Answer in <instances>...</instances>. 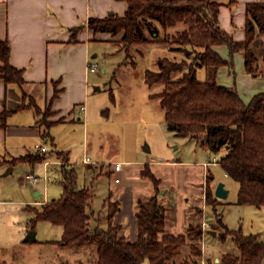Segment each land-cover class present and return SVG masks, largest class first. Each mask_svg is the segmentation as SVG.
Returning a JSON list of instances; mask_svg holds the SVG:
<instances>
[{"label": "crops", "instance_id": "obj_1", "mask_svg": "<svg viewBox=\"0 0 264 264\" xmlns=\"http://www.w3.org/2000/svg\"><path fill=\"white\" fill-rule=\"evenodd\" d=\"M219 1L222 4L219 12L221 28L235 41H245L247 7L253 3H264V0ZM127 10L128 2L126 0H0V41H9L10 64L23 71L25 81L20 87L14 83L7 84L0 77V264H15V253L23 252L24 254L28 251H38L47 245L60 250L69 249L59 243L64 233L62 226L47 221L59 228L54 231V237L37 239L39 231L37 233L35 228L40 221H34L37 213L41 212L44 205L50 202L46 198L42 200L41 197L44 188L49 186L51 178L46 176L47 180H44L39 175L43 174L45 168L46 174L47 172L49 174L50 166L58 167L55 171L57 174L59 173L63 193L62 167L65 164L76 170L78 186L88 188L92 194L89 210L92 228L100 226L106 229L109 222L102 218L108 212L109 202H118L119 209L111 219L112 225L120 227L119 235L124 240L138 241L137 212L139 202L149 201L155 191V185L151 178L143 174L145 171H149L160 181L159 201L166 212L165 234H186L190 224L208 222L210 228L204 231L201 240L202 254L194 258L190 249L191 242L188 240L187 244L174 256L173 264H182L185 258H192L197 264H212L209 257L211 255L206 254L209 236L219 243V245H216L217 242L214 243L216 248H219L220 245L222 247L213 255L216 264H219L221 258L226 254L235 257L241 256V250L231 236L227 237L225 241L220 238L225 230L217 221L214 207L206 201L209 177L214 197L219 203L216 209L221 213L222 224L229 230L241 228L245 235H256L264 243V228L257 232H246L243 224L239 228L231 229L225 222L224 212L233 205H240L238 204L240 186L237 183L238 191L235 200H228L231 191L226 184L224 185L228 190L227 198L220 199L215 195L219 180L213 176L211 167L216 165L222 167L220 160L217 161L216 157L202 159L204 157L201 158L199 152H196V161L168 157L161 161L144 158L133 162L134 164L130 161H125L127 163L123 164L122 161L110 162L95 159L88 155L89 149H86L79 160L72 158L71 152L68 150L70 144H61L59 141V144L62 145L60 146L56 142L59 138L56 132V140L51 136L52 128L54 131V128L57 129L60 125L74 123L76 116L85 117L86 123L90 121L91 81L94 78L90 76L89 67L98 65L97 58L100 55V50L96 42L109 43L112 47L117 48L116 52L119 53L125 50L121 43L122 32L119 34L96 33L88 27L89 20L91 18L105 19L112 15L123 17ZM160 31L163 36L161 27ZM146 33V36L149 37V32ZM148 44L161 45L162 43L150 42ZM251 47L258 59V76H253L245 71V58L242 52L231 56L228 46L214 47V50L223 59L232 63V65L219 67L217 82L220 85L236 89L246 104H249L256 95L264 93V35L256 37ZM172 52L174 54L172 57H162V59L181 60L184 57L180 58L181 52ZM160 60L161 58L156 60L154 71L159 69ZM1 66H3V62L0 59ZM202 69L204 76H207V69L205 67ZM105 72L106 70H103V73ZM235 76H239L237 81ZM100 89V87H94L95 92ZM56 91H58V95L53 98ZM152 96L154 95L150 97ZM30 99H33L39 108L50 107L51 109L52 115L48 120L54 124L50 127L49 135L46 137L43 135L45 126L41 122L42 117L36 114L33 107L26 106L30 103ZM82 105L86 106L85 111L80 110ZM7 111L10 113L6 114ZM49 143L52 144L50 151ZM41 145L46 146L47 151H40L38 146ZM198 145L202 151L206 150L215 155L207 146L200 142ZM38 153L44 156L42 162L31 164L28 161L20 160ZM87 157L91 158L93 163L84 162ZM39 165L42 166V169H38ZM80 166L85 168L82 169ZM117 166L120 168L118 169ZM17 169L19 174H23V180L14 179L15 183L11 184L12 180L9 177ZM82 170L86 178L84 182L80 181ZM223 171L225 176L230 177L224 169ZM31 173L37 174L36 176L41 178L40 181L36 183L28 181L26 176ZM105 174L110 176L109 190L102 201L101 208L96 211L93 209V202L97 195L98 185ZM87 177L91 178L89 185ZM40 182L43 183L42 188L29 186V184L37 185ZM48 190L49 187L46 192ZM240 206L245 209L253 207L260 214L259 216H264V206L261 208L250 205ZM209 209H211L215 221L208 220ZM30 231L35 232L33 241L27 239ZM229 238L234 244H229L227 248H224L222 245H226ZM89 247L92 246L82 247L83 253L75 254L74 264L85 262L83 257H86ZM91 253L95 255V258L96 249L92 247ZM44 257L46 264H69V260L60 255L54 256L53 262L51 255L48 258ZM147 262L149 263V261ZM262 264H264V260Z\"/></svg>", "mask_w": 264, "mask_h": 264}, {"label": "trees", "instance_id": "obj_2", "mask_svg": "<svg viewBox=\"0 0 264 264\" xmlns=\"http://www.w3.org/2000/svg\"><path fill=\"white\" fill-rule=\"evenodd\" d=\"M125 16H109L105 19L91 18L88 27L97 32L123 33L121 43L127 54L135 45L150 42L162 43L171 51L181 52V60L164 58L159 69L147 70L145 82L149 86L161 84L162 92L153 96L160 99L165 111V120L170 131L178 136L191 138L207 146L213 153L225 150L220 163L225 172L240 186L238 204L261 208L264 206V93L256 95L249 104L238 91L217 82V70L232 65L223 59L215 46H228L231 56L242 52L245 71L258 76V59L251 45L259 35H264V3L247 7L246 40L235 41L219 23L222 6L219 0H126ZM163 30V36L160 31ZM149 32L151 38L146 36ZM11 47L8 40L0 41V77L7 84L25 83L23 71L10 64ZM207 69L208 79L199 81L198 69ZM176 76V77H175ZM58 91L53 98H56ZM26 106L33 107L45 126L44 137L54 124L48 119L50 107L41 112L36 102L30 99ZM6 114L10 111L5 112ZM43 154L22 158L31 164L42 162ZM63 193L44 205L35 218L64 228L61 245L80 249L92 246L96 257L81 264H173L179 250L191 242L192 254H202V224H190L182 235L165 234L166 212L160 204V181L149 171L143 172L155 185L153 196L147 202H139L137 242L124 240L120 227L111 219L119 209L118 202H109L108 212L102 220L109 222L106 229L90 225L92 194L88 188H80L77 172L63 165ZM208 179L206 201L214 207L218 223L225 232L220 236L225 241L231 236L241 250V256L226 254L219 264H262L264 243L256 235H245L242 229L229 230L222 224L221 213L216 209ZM182 264H197L185 258Z\"/></svg>", "mask_w": 264, "mask_h": 264}, {"label": "rangeland", "instance_id": "obj_3", "mask_svg": "<svg viewBox=\"0 0 264 264\" xmlns=\"http://www.w3.org/2000/svg\"><path fill=\"white\" fill-rule=\"evenodd\" d=\"M148 35L151 38L150 33ZM96 44L100 50V55L97 58L99 65L97 70L94 73H90V76L94 78L91 81L92 104L90 121L87 124L84 121L85 117L76 116L74 123H68L65 126L60 125L59 128H54V131L52 128L51 136L55 140V132L59 136L58 140H56L58 145L62 146L61 144L63 143L65 145L70 144L71 146L68 150L71 152L72 158H78L79 160L86 149H89L88 155L95 159L98 158L110 162L122 161L123 164L127 163L125 161L133 163L144 158L161 161L168 157L196 161V152H199L201 158L204 157L202 159L216 157L217 161L220 160L225 154V150L212 155L206 150L202 151L198 147L199 145L196 140L178 136L175 132L170 131L165 120V111L160 106V99L153 98V96L150 97L162 92L164 86L161 84L153 86L146 84L145 72L147 69L155 70L156 60L159 58L162 59V57H172L174 55L168 46L164 44H138L135 45L132 53L127 54L125 50L121 53L116 52L117 48L112 47L109 43L96 42ZM180 55V58H182V53ZM103 70H106V72L103 73ZM202 70V68L198 69L197 77L200 81H206L208 74L204 76ZM235 77L237 81L239 76ZM94 87H100L101 89L95 92ZM41 112L44 113L45 108H41ZM59 141L61 144H59ZM147 147L149 148L148 152L146 150ZM48 148L49 151L52 150L51 143H49ZM81 167L83 169L84 166ZM39 168L42 169V166L39 165ZM56 168L58 167L50 166L49 174L48 172L46 174L45 168L43 174L39 175L42 178L45 176L51 178L49 186H46L47 188L49 187V190L46 192L47 188H44L42 200L46 198L52 201L59 199L62 195L61 179L59 173L57 174L55 171ZM107 168L109 169V167ZM38 169L37 174L39 173ZM211 170L215 179L219 180V183H224L229 187L231 192L228 200H235L238 191L237 182L225 176L220 165L212 166ZM9 178H11L12 184L15 183L14 179L23 180V174H19L17 169ZM84 180L86 178L82 170L80 181L84 182ZM87 180L89 185L91 178L87 177ZM41 185L43 187L42 182L37 185L29 184L31 188L41 187ZM109 185L110 176L105 174L102 176L101 183L98 185L99 188L96 191L97 195L93 202L94 210L97 211L101 208L102 201L108 193ZM33 194L35 195V193ZM259 215L253 207L245 209V207L240 205H233L229 210L224 212V220L231 229L239 228L243 224L246 232H257L264 228V216ZM28 216L31 215L28 214ZM207 218L209 221L214 220L211 209L208 210ZM56 228L59 227L47 221H40L35 228L37 233L39 231L37 239L54 237ZM209 238L212 237H208L206 254L211 255L209 257L212 264H216L213 255L222 247L220 245L219 248H216L214 243L217 241ZM217 244L219 245L218 242ZM229 244H234L231 238H229L226 245L222 246L227 248ZM91 249L92 247H89L86 257H83V260L87 263L91 262L95 256L91 253ZM81 252V248L60 250L47 245L46 247H41L38 251H28L24 254L23 252L21 254L15 253L16 261H13H15V264H46L44 256L48 258L51 255L53 262V257L60 255L68 259L69 264H74L75 256ZM193 257L197 258V255L193 254ZM145 264L149 263L146 261Z\"/></svg>", "mask_w": 264, "mask_h": 264}, {"label": "built area", "instance_id": "obj_4", "mask_svg": "<svg viewBox=\"0 0 264 264\" xmlns=\"http://www.w3.org/2000/svg\"><path fill=\"white\" fill-rule=\"evenodd\" d=\"M97 67H98V65H96V64H95V65H91V66L89 67V71H90V72H95V71L97 70ZM80 110H81V111H85V110H86V106H85V105H82V106L80 107ZM38 147H39L40 151H42V152L47 151V147H46V146L41 145V146H38ZM84 162L89 163V164L93 163V161H92L91 158H89V157H87V158L84 160ZM117 168L119 169L120 166H117ZM26 179H27L28 181H31V182L36 183V182L40 181L41 178H39V177L36 176L35 174H32V173H31V174H28V175L26 176ZM44 179L46 180L47 177L45 176ZM202 226H203L204 231H205L207 228H210V224H209L208 222H206V221H203Z\"/></svg>", "mask_w": 264, "mask_h": 264}, {"label": "water", "instance_id": "obj_5", "mask_svg": "<svg viewBox=\"0 0 264 264\" xmlns=\"http://www.w3.org/2000/svg\"><path fill=\"white\" fill-rule=\"evenodd\" d=\"M149 150V148H146V150ZM215 195L220 198V199H226L228 196V190L225 188L224 183H219L216 190H215ZM215 234V232H213ZM35 238V232L34 231H30L28 234L27 239H29L30 241H33Z\"/></svg>", "mask_w": 264, "mask_h": 264}]
</instances>
